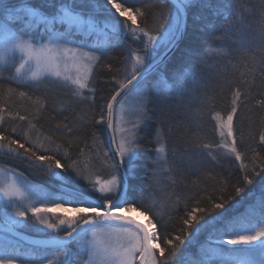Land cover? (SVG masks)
Masks as SVG:
<instances>
[{"label":"snow or ice","instance_id":"6c2138e0","mask_svg":"<svg viewBox=\"0 0 264 264\" xmlns=\"http://www.w3.org/2000/svg\"><path fill=\"white\" fill-rule=\"evenodd\" d=\"M79 3V10L77 0H72L47 15L32 6L0 0V70L10 72L7 79L35 91L61 87L66 90L67 100L61 101L66 111L83 105L86 114L91 113L86 120L58 114L67 122L44 129L40 118L46 98L0 84V197L6 201L0 221V264H179L178 257L206 230L215 240L207 249L201 247L205 255L192 264H264V24L256 45L243 50L242 62L232 64L222 86L230 99L219 111L196 95L201 82L189 69L178 73L173 83L160 75L159 86L169 91L174 104L154 117L146 81L163 63L161 50L175 47L182 38L186 28L182 14L189 0H156L140 7L126 6L128 0ZM252 10L243 7L229 15L225 32L217 39L225 41ZM258 10L264 13V0H259ZM41 26L43 36H34ZM121 32L135 47L125 49L122 67L108 81L111 94L106 106L97 114V68L111 70L104 53L118 46ZM13 95L30 101L32 110L25 114L14 110ZM180 114L184 118L177 120ZM153 119L147 188L160 185L164 177H176L173 186L184 183L178 178L187 169L211 178L215 182L211 191L197 186L191 192L193 184L185 183L184 190L163 202L148 199L143 192L139 198L132 194L129 176L145 147L140 133ZM237 119L247 121L246 137L241 132L238 138ZM212 121L210 134L207 125ZM98 125L111 132L107 148ZM87 129L90 133L82 138ZM174 137L182 138V148H177ZM230 157L239 162L237 171L221 179L219 173L206 171L210 163L220 165ZM257 177L260 216L226 220L236 198ZM170 224L179 226L174 235ZM26 227L43 238L29 239L19 231ZM20 241H27V246Z\"/></svg>","mask_w":264,"mask_h":264},{"label":"trees","instance_id":"16d2710c","mask_svg":"<svg viewBox=\"0 0 264 264\" xmlns=\"http://www.w3.org/2000/svg\"><path fill=\"white\" fill-rule=\"evenodd\" d=\"M9 2L13 6L18 3V0H9ZM28 2L30 6L35 7L40 11H45L44 14H47L51 13L48 12L50 9H55L53 4H60L63 2L71 5L72 0H29ZM118 2H120V0H118ZM154 2H156V0H128L126 6L140 7L142 4ZM100 3H103V0H100ZM258 5L259 0H189L188 6L185 8L187 23L181 43L178 48L157 67L156 71L150 75L149 79L146 81V87L150 96L148 108L154 117L158 116L161 112L167 111L169 106L174 104L169 91L159 86L160 75L162 74L169 83H173L178 73L189 69L196 72V75L201 82L200 87H198L196 91V95L208 99L210 104L215 105V110L217 111L224 106L226 99H230V93L226 90H222V86L225 79L231 75L232 64L242 62L243 50L245 48L250 49L254 47L259 41L261 13L258 10ZM243 7L253 8L252 12L246 16L244 24L242 26L237 25L233 28L225 41L217 39L222 36L226 30V20L228 16L233 13L238 14ZM77 9H80L79 0H77ZM113 10L112 12L114 13ZM100 15L104 16L107 14L100 13ZM152 19L153 14L150 12L148 15L149 26L152 24ZM33 35L36 37L43 36L42 26L35 30ZM130 45L135 47L134 44H131V38L124 36L123 32H121L118 46L113 47L104 53V56L107 58L106 62L111 64L112 68L111 70L106 67L97 68V91L95 96V111L97 114L101 107L106 106V98L111 94L108 81L114 74L115 70L122 67L121 58L125 53V49ZM85 50L92 49L86 48ZM97 55H100V53H97ZM9 75L10 72L8 70H0V77H3L0 78V84H3L5 88L12 87L18 91L30 92L33 94L34 98L35 96L46 98V111L40 118V122L44 125V129L49 128V126H55L58 122H67L63 121L62 116L58 114L69 116L70 119L72 117H83L85 120L88 115H91V113L86 114V106L83 105H73L75 109L74 111L72 108H68L66 111V103L61 102L67 100L65 95L66 90L61 87L50 85L45 89L35 91L25 85H18L14 80L7 79ZM10 103L12 104L13 109H19L21 114H25L32 110L30 101L19 99L16 95H13ZM222 115H226V112H222ZM49 116H57V119L49 120ZM183 118V114L176 116L177 120ZM206 120H210V114L206 117ZM213 126L214 121L207 125L210 134ZM236 126L239 130L237 132L238 138L241 132H243L246 137L248 132L247 121L244 120V122L241 123L240 119H237ZM5 127L8 126L5 125ZM97 127L100 129L101 142L105 145V148H107L108 140L106 131L104 130L105 126L98 125ZM155 128V119L147 121L142 126L140 135L143 138L142 142L145 144V147L140 158L135 162L133 174L129 176V184L132 188V194L139 198L143 192L146 198L163 202L170 194L184 190L185 183L193 184L191 192H195L197 186L200 188H207L208 191H211L212 186L215 183L211 178L207 177L206 174H197L194 170L189 171L187 169L185 170V175L178 178L184 183H178L173 186V180L177 178L174 176L171 178L164 177L162 178L160 185L151 189L147 188L149 182L146 177V172L152 167L151 161L153 158V145L150 144L149 141L153 139ZM90 131L91 129H87L84 133L80 134L81 137L83 138L86 134H89ZM182 131L183 129L180 130V132ZM177 135H179V133H177ZM174 139H176V137H174ZM88 142L89 144L91 143L90 138ZM176 144L178 149L182 148V138L176 139ZM75 151L79 152V148H76ZM83 159L87 162V158ZM238 165L239 162H235L234 158L230 157L226 162L222 161L220 165H215L214 162L210 163L206 171H211L213 175L219 173L220 176L218 179H221L224 176H227L230 171H237ZM21 170L24 169L22 168ZM45 187H47V184H45ZM191 192L189 194H191ZM206 195L207 192H200V196ZM260 199V177H257L254 184L247 186L245 192L240 197L236 198V202H234L229 209L226 220L243 221L252 215L259 217L261 214ZM5 205L6 202L1 200V218H3ZM165 213L164 218L168 219L166 209ZM180 214H183L182 208ZM178 227V224L175 228L170 224L169 231L174 235L177 233ZM19 230L41 236L40 234L35 233L31 227L21 228ZM214 240L215 237L212 235L211 230L199 233L196 237V243L186 248L183 256L178 257L179 264H192L193 259L204 256L205 253L201 252V247L203 246L207 249ZM20 243L27 246V243L24 241H20ZM227 247L242 248L243 246ZM72 250L77 251V247L73 245Z\"/></svg>","mask_w":264,"mask_h":264},{"label":"water","instance_id":"95a60500","mask_svg":"<svg viewBox=\"0 0 264 264\" xmlns=\"http://www.w3.org/2000/svg\"><path fill=\"white\" fill-rule=\"evenodd\" d=\"M168 2L172 3L173 0H168ZM182 18L184 20V23L186 25V11L184 10L183 14H182ZM185 34V32H184ZM183 34V36H184ZM183 36L182 38L177 42L176 46L171 48V49H168L166 52L164 50H162V53H163V56H162V59H163V62L178 48L179 44L181 43L182 39H183ZM157 59H160V57L158 56ZM162 63L159 64V66L161 65ZM106 128V126H105ZM106 135H107V140H108V145L110 144V141H111V132L110 131H106ZM143 222V221H142ZM20 231V230H19ZM23 235H25L26 237H28L29 239H39V238H43L42 236H37V235H34V234H30V233H27V232H24V231H20ZM25 243H27V241H24Z\"/></svg>","mask_w":264,"mask_h":264},{"label":"rangeland","instance_id":"374dc122","mask_svg":"<svg viewBox=\"0 0 264 264\" xmlns=\"http://www.w3.org/2000/svg\"><path fill=\"white\" fill-rule=\"evenodd\" d=\"M29 0H18V3H16L15 5H13V6H21V5H27V6H30L29 5V2H28ZM63 3V2H62ZM62 3H60V4H53L54 6H55V9H50V11H48V12H51V13H47V14H53L55 11H57L58 9H59V7L61 6V4ZM65 4V3H64ZM49 6V5H48ZM38 10V9H37ZM77 10H79V9H77ZM113 11H115V10H113ZM43 13L45 12V11H42ZM85 12H87V11H85ZM186 21H187V14H186ZM187 23V22H186ZM216 139L218 140V137H216ZM3 165H0V167H2ZM0 179H3V177H0ZM1 200H3L4 202H6L2 197H0V201ZM3 210V209H2ZM133 215H135V213H133ZM3 220V218H1L0 217V221H2ZM36 233V232H35Z\"/></svg>","mask_w":264,"mask_h":264},{"label":"clouds","instance_id":"9594fccd","mask_svg":"<svg viewBox=\"0 0 264 264\" xmlns=\"http://www.w3.org/2000/svg\"><path fill=\"white\" fill-rule=\"evenodd\" d=\"M261 24H264V13L261 14ZM257 75H260V73H257Z\"/></svg>","mask_w":264,"mask_h":264},{"label":"bare ground","instance_id":"6f19581e","mask_svg":"<svg viewBox=\"0 0 264 264\" xmlns=\"http://www.w3.org/2000/svg\"><path fill=\"white\" fill-rule=\"evenodd\" d=\"M141 221H143L144 220V218L143 217H138Z\"/></svg>","mask_w":264,"mask_h":264}]
</instances>
